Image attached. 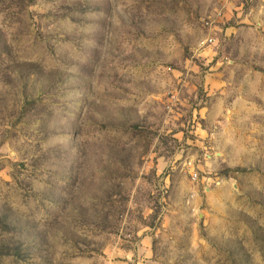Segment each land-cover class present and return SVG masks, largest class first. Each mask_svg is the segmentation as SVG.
I'll return each instance as SVG.
<instances>
[{"label":"rangeland","instance_id":"1","mask_svg":"<svg viewBox=\"0 0 264 264\" xmlns=\"http://www.w3.org/2000/svg\"><path fill=\"white\" fill-rule=\"evenodd\" d=\"M0 264H264V0H0Z\"/></svg>","mask_w":264,"mask_h":264}]
</instances>
